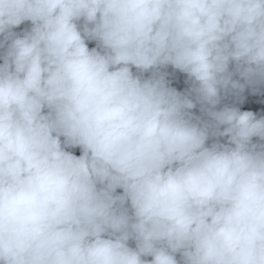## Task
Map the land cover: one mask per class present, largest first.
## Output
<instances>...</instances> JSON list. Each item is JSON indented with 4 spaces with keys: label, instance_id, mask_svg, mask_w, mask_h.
<instances>
[{
    "label": "clouds",
    "instance_id": "obj_1",
    "mask_svg": "<svg viewBox=\"0 0 264 264\" xmlns=\"http://www.w3.org/2000/svg\"><path fill=\"white\" fill-rule=\"evenodd\" d=\"M0 264H264V0H0Z\"/></svg>",
    "mask_w": 264,
    "mask_h": 264
}]
</instances>
